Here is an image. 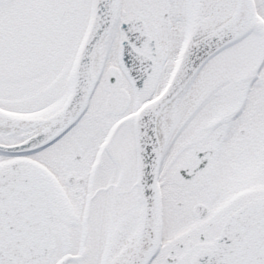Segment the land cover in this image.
<instances>
[{
    "label": "snow or ice",
    "instance_id": "snow-or-ice-1",
    "mask_svg": "<svg viewBox=\"0 0 264 264\" xmlns=\"http://www.w3.org/2000/svg\"><path fill=\"white\" fill-rule=\"evenodd\" d=\"M0 264H264V0H0Z\"/></svg>",
    "mask_w": 264,
    "mask_h": 264
}]
</instances>
